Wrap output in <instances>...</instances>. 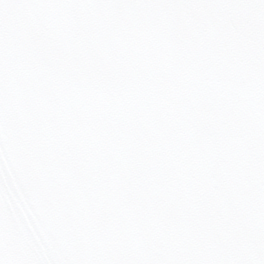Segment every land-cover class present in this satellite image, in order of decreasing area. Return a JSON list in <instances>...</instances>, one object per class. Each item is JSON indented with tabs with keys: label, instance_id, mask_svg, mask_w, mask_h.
Here are the masks:
<instances>
[{
	"label": "snow or ice",
	"instance_id": "snow-or-ice-1",
	"mask_svg": "<svg viewBox=\"0 0 264 264\" xmlns=\"http://www.w3.org/2000/svg\"><path fill=\"white\" fill-rule=\"evenodd\" d=\"M0 264H264V0H0Z\"/></svg>",
	"mask_w": 264,
	"mask_h": 264
}]
</instances>
